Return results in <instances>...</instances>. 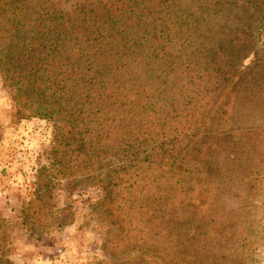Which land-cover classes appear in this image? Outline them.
Returning a JSON list of instances; mask_svg holds the SVG:
<instances>
[{
  "label": "trees",
  "instance_id": "1",
  "mask_svg": "<svg viewBox=\"0 0 264 264\" xmlns=\"http://www.w3.org/2000/svg\"><path fill=\"white\" fill-rule=\"evenodd\" d=\"M0 77L17 120L52 126L29 231L72 223L54 192L76 179L107 227L89 264H254L264 0H0Z\"/></svg>",
  "mask_w": 264,
  "mask_h": 264
},
{
  "label": "rangeland",
  "instance_id": "2",
  "mask_svg": "<svg viewBox=\"0 0 264 264\" xmlns=\"http://www.w3.org/2000/svg\"><path fill=\"white\" fill-rule=\"evenodd\" d=\"M59 1L70 8L76 0ZM51 147V124L40 118L17 120L0 77V253L6 264H89L102 258L107 227L95 212L101 192L94 186L59 178L54 202L58 208L72 207L71 224L58 228L50 218L47 231L31 232L22 223L21 210L38 186L37 171L50 166ZM238 205L237 197L226 195L227 209ZM257 218L264 228V206ZM254 264H264V246Z\"/></svg>",
  "mask_w": 264,
  "mask_h": 264
}]
</instances>
